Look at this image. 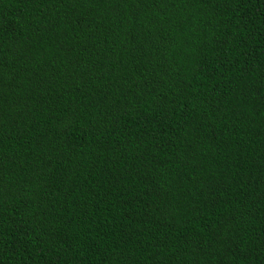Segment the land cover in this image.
I'll return each instance as SVG.
<instances>
[{"label": "trees", "instance_id": "trees-1", "mask_svg": "<svg viewBox=\"0 0 264 264\" xmlns=\"http://www.w3.org/2000/svg\"><path fill=\"white\" fill-rule=\"evenodd\" d=\"M0 264H264V0H0Z\"/></svg>", "mask_w": 264, "mask_h": 264}]
</instances>
